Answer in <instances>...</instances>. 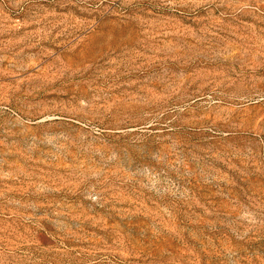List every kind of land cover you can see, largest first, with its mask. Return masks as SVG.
<instances>
[{"label": "rangeland", "instance_id": "obj_1", "mask_svg": "<svg viewBox=\"0 0 264 264\" xmlns=\"http://www.w3.org/2000/svg\"><path fill=\"white\" fill-rule=\"evenodd\" d=\"M0 264H264V0H0Z\"/></svg>", "mask_w": 264, "mask_h": 264}]
</instances>
